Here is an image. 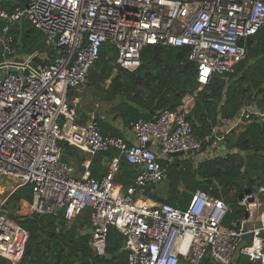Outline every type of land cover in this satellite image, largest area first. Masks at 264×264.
Segmentation results:
<instances>
[{"label": "built area", "instance_id": "built-area-1", "mask_svg": "<svg viewBox=\"0 0 264 264\" xmlns=\"http://www.w3.org/2000/svg\"><path fill=\"white\" fill-rule=\"evenodd\" d=\"M23 19L43 34L52 52L47 64H33L38 52L18 58L9 27ZM0 21V177L15 183L0 186V196L7 193L0 199V258L7 264L23 258L29 234L4 212V203L28 185L36 215L60 212L69 224L91 211L89 246L96 258L106 257L114 228L124 238L127 264H232L237 255L264 264V203L258 199L264 186L239 198L242 215L227 226L223 198L197 190L177 208L141 193L167 178V165L179 158L169 154H202L207 146L216 154L231 130L264 111L244 107L200 138L188 104L152 120L138 118L126 140L103 135L92 114L76 123L68 102L69 90L86 85L105 43L116 53V66L129 71L149 46L187 47L201 88L233 75L246 57V40L264 26V0H27L10 12L0 9ZM59 142L90 156L110 149L117 155L100 179L88 172L75 177L61 160ZM121 159L136 171L127 187L115 182Z\"/></svg>", "mask_w": 264, "mask_h": 264}, {"label": "trees", "instance_id": "trees-1", "mask_svg": "<svg viewBox=\"0 0 264 264\" xmlns=\"http://www.w3.org/2000/svg\"><path fill=\"white\" fill-rule=\"evenodd\" d=\"M26 4L27 0H0V9L10 12ZM4 24L0 21V29ZM9 33L18 56L23 58L38 52L34 65L49 62L52 52L45 48L43 34L28 20L11 25ZM245 50L246 57L233 75L214 77L201 88L196 81L195 65L188 59L187 47L149 46L141 53L140 65L129 71L116 66V53L105 43L86 83L94 92L104 84V92L113 102L108 110L96 112L101 133L119 137L110 123L104 121L106 118L120 120L129 127L138 118L152 120L163 110L175 111L189 104L191 110L187 117L194 133L202 138L218 126L221 117L230 121L244 107L264 111V26L246 40ZM2 59L0 50V61ZM115 72L116 77L108 85ZM72 92L75 91L69 90L68 97ZM91 97L95 98L94 95ZM84 109L79 110V115L86 119L93 110ZM80 117L75 118L76 123L84 124ZM223 144L229 147L224 154L202 159L195 168L192 159L169 163L167 178L163 181L167 180L166 188H158L161 182L143 188L142 195L177 208H184L197 190L223 198L229 205L224 222L227 226L230 220L242 215L239 198L264 186V116H252L243 121L225 136ZM59 146L64 163L70 164L68 162L74 156L75 161L82 164L84 157L79 150L64 142H59ZM106 152L112 158L117 155L113 149ZM119 171L124 187L133 183L136 172L123 159ZM260 197L264 201V196ZM30 205L31 188L28 185L12 192L4 203L9 217L29 234L20 264H127V254L121 250L124 238L114 228L107 234L106 257L96 258L92 254L89 209L67 224L62 213L36 215ZM0 264H7V261L0 258ZM201 264L213 263L204 259ZM232 264L253 263L237 255Z\"/></svg>", "mask_w": 264, "mask_h": 264}, {"label": "rangeland", "instance_id": "rangeland-1", "mask_svg": "<svg viewBox=\"0 0 264 264\" xmlns=\"http://www.w3.org/2000/svg\"><path fill=\"white\" fill-rule=\"evenodd\" d=\"M19 58H22V56H18ZM90 86L85 85L82 88L78 89V90H74L75 92H72V94L68 97V102H69V109L70 111L73 112L74 118L76 117H80L79 115V110H85L84 108H92L93 112L89 113L92 114L93 120L96 119L97 114L96 112H99L101 110H108L112 105L113 102L110 101L109 97L107 94H105L104 90H105V85L103 84L102 88L100 90H98L97 92L93 91L91 88H89ZM91 95H94L95 98H92ZM94 99V100H92ZM118 99H116L117 102ZM94 103V105H92ZM95 111V112H94ZM80 119H83L80 117ZM90 120V117L88 116V118L83 119V121H85V123L87 121ZM105 122H110L111 118H106L104 120ZM209 147L207 146V148H205L202 154H193V155H187L185 157H179L178 159H176L173 162H182L188 159H192L193 160V168L196 167V164L202 160V159H206V158H211L212 156L216 155L212 149H208ZM206 151V152H205ZM221 152L224 151V146L221 145ZM73 158H70V161L68 163H70L69 165L74 169V171L77 169V171L80 170V165L78 162L75 161V157L72 156ZM172 162V163H173ZM76 167V168H75ZM79 169V170H78ZM183 170L184 167H183ZM187 172V171H186ZM167 185V180L165 182H163L162 184L158 185V188H160L161 190H163V188H166ZM0 186H7L9 188H12L15 186V183L12 180H8L7 178H1L0 177ZM165 190V189H164ZM7 194V193H6ZM6 194L4 196H1V199L4 198L6 196ZM143 196V195H142ZM264 196V195H261ZM148 198V196H144L143 199ZM149 200H152L151 198H148ZM259 201L263 204L264 201L261 197L258 198ZM264 206V205H263Z\"/></svg>", "mask_w": 264, "mask_h": 264}, {"label": "crops", "instance_id": "crops-1", "mask_svg": "<svg viewBox=\"0 0 264 264\" xmlns=\"http://www.w3.org/2000/svg\"><path fill=\"white\" fill-rule=\"evenodd\" d=\"M109 123H110V127L112 128V130H115V132L119 134V137L125 138L126 140L131 139V133H130L129 127L124 126L120 120H113V121H110ZM222 145L225 147L224 144ZM219 148L221 149V145L219 146ZM228 149L229 147H227V149L224 148L223 152L217 149L216 154H218V150H219V154H224ZM80 155L84 157V160L82 164L80 165V170L78 169L79 171H77V169L74 171L73 169V172H74L73 174L75 177H80L84 173L88 172L89 175L92 176V178L100 179L110 169V162H111L112 157H110V155H108L107 152H99L93 156L80 152ZM87 163L88 165H86ZM119 173L120 171L115 175V182L116 184H119L120 186L124 187L123 183H121V176L118 175ZM2 191L3 190L0 188V193ZM0 199H1V196H0Z\"/></svg>", "mask_w": 264, "mask_h": 264}, {"label": "water", "instance_id": "water-1", "mask_svg": "<svg viewBox=\"0 0 264 264\" xmlns=\"http://www.w3.org/2000/svg\"><path fill=\"white\" fill-rule=\"evenodd\" d=\"M116 75H117V73L115 72V73L113 74V76L110 78V80L108 81V85L110 84L111 80H113V79L116 77ZM224 148L227 149V146H225ZM219 150H220V148H219ZM219 150H218V153H219ZM187 155H190V154H188V153H183V152H174V153L169 154V156H170V157H173V158H174V157L187 156ZM263 207H264V206H263ZM4 212L7 213L6 210H4Z\"/></svg>", "mask_w": 264, "mask_h": 264}]
</instances>
